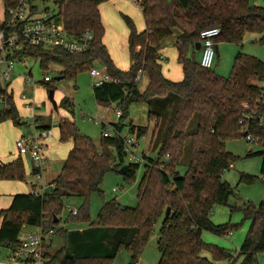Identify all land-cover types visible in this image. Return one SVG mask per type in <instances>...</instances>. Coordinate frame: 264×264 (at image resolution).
<instances>
[{
  "label": "trees",
  "instance_id": "trees-1",
  "mask_svg": "<svg viewBox=\"0 0 264 264\" xmlns=\"http://www.w3.org/2000/svg\"><path fill=\"white\" fill-rule=\"evenodd\" d=\"M3 1L5 19V9L13 3ZM105 1L108 0H57L55 3L59 19L69 34L91 32L92 39L86 51L70 53L59 47L45 49L23 44L15 56L34 58L43 69L56 63L62 68L60 76L66 79L75 78L97 62L105 66L120 82L93 86L92 92L99 103L117 102L121 116L113 123V128L118 134L102 137L97 146L90 137L78 132L73 120L61 119L59 140H72V146L59 174L50 181L53 187L48 193L12 196L8 209L0 211V246L14 249L25 226L43 227L53 229L63 240L62 247L52 253L45 252L46 264H112L122 249L130 253L127 264H137L138 254L152 236L156 223L161 221L157 264H237L239 258L242 260L238 264H253L256 255L264 253V196L256 205L229 206L233 192L222 179V172L236 159L225 149V141L242 137L238 125L242 104L259 100L264 95V85L250 83L252 78L264 80V62L255 56L238 53L229 77H222L200 66L195 44L200 41V32L212 27L220 31L214 39L215 44H241L246 33L263 31L264 6L251 5V0H138L145 28L138 32L134 22L123 15L129 30L127 46L131 65L127 71H122L114 65L102 43L104 27L98 6ZM3 26L4 20L0 22V30ZM173 29L179 31L174 43L183 73L179 81L164 77L158 62L161 41L170 37ZM140 69L147 76L142 92L136 85ZM47 89L55 88L49 85ZM172 95L177 97L174 114L164 129L158 128L161 116L173 102ZM0 97L4 99L0 122L9 119L14 125H24L8 84L0 83ZM156 98L165 100L157 99L155 107L149 106L148 111V120L155 123L150 145L155 154L148 155V163L143 166L127 165V173L122 174L124 181L131 183L135 171L139 167L143 169L137 185L136 205L123 206L115 199L104 201L95 220L91 221L89 196L94 192L101 195L100 186L106 173H120L119 169L126 165L120 132L127 128L129 134L140 139L148 131L147 126L128 121L129 106L134 102L149 104ZM59 106L69 113L73 111L67 97L61 99ZM193 116H197V124L188 132L187 126ZM38 121L35 118L36 128L49 127ZM187 141L190 162L180 176L177 166ZM250 154L261 156L260 172L264 181V145ZM24 173L21 159L0 165V180L19 181ZM254 178L242 173L239 180L252 182ZM68 197L84 199L77 212L70 211L66 219V222L84 224L81 230L60 226L63 199ZM215 205H228L230 212L241 211L244 219L250 220L235 255L202 239L204 231L227 236L239 226L230 222L213 223L210 213ZM167 208L169 213L165 215ZM202 251L209 252L211 260L202 256Z\"/></svg>",
  "mask_w": 264,
  "mask_h": 264
},
{
  "label": "rangeland",
  "instance_id": "rangeland-1",
  "mask_svg": "<svg viewBox=\"0 0 264 264\" xmlns=\"http://www.w3.org/2000/svg\"><path fill=\"white\" fill-rule=\"evenodd\" d=\"M39 7L44 9L48 7L50 12H56L57 8L52 0H44L38 3ZM251 5L264 6V0H251ZM99 11L102 17L103 26L105 28L104 39L109 48L110 57L120 69H128L131 64V59L127 47L128 27L123 18V15L129 17L135 24L137 30L144 28V20L139 6L130 0H108L101 3ZM4 20V1L0 0V22ZM171 35L164 39L166 42L171 41V45L166 47V54L161 61V67L164 70L166 66L180 65L177 61V51H175L174 41L175 38ZM262 38V39H261ZM219 49L215 50L212 67L210 68L215 73L222 77H229L233 66L234 58L238 53H245L257 57L264 62V29L260 33H246L243 37L241 44L235 43H218ZM201 50L196 51V59H199ZM94 66L102 69L100 63H95ZM122 67V68H121ZM3 66H0V70ZM61 66L56 63H50L47 69L39 66L38 60L27 57L23 63L17 62L13 65V75L10 81H5L0 77L2 85H9V90H12L14 102L16 104L20 120L24 125H14L11 120L0 122V160L2 162L9 161L17 158L23 162L24 177L22 180H0V211L8 209L10 204L11 194L26 192L31 190V184L28 182L34 175L31 172V162L28 155L19 156L16 154L15 139L21 134L31 130L33 133L41 132L45 128H35L34 113L38 114L40 125H50L52 129V136L47 138L44 142L47 145L45 156L47 157V164L50 169L44 170V180L54 179L60 172L63 162L71 149L70 141L59 140V127L58 122L60 115L64 118H69L74 121L78 132L86 135L99 146L102 140V132L104 130L100 121L115 122L117 121L113 113L114 106L109 104L107 109L106 104L99 103L93 96V78L89 70L80 72L73 79H56L60 76ZM162 71V70H161ZM165 72V70H164ZM165 74V73H164ZM49 78V82L43 83L44 77ZM27 77H30V83H26ZM147 83L146 75L138 81L137 87L140 90L145 89ZM250 83L262 87L264 80L252 78ZM51 85L55 89L54 101L56 108H54L48 99L47 87ZM25 93L26 97L32 101L28 108L23 106L21 94ZM63 97H67L72 102V112H67L59 106ZM157 99L162 101L165 98H156L155 101L151 100L149 104L142 102H134L129 106V119L134 120L137 124L146 125L148 127L147 133L138 140L136 147L139 153L144 152L149 156L155 154V150L150 146L152 142V133L155 127L153 120H148L149 106L155 107ZM173 100L171 106L161 116L159 126L165 128L168 119L174 114L175 103L177 97L172 95ZM29 101V100H28ZM175 102V103H174ZM4 104L0 102V109ZM52 119V122H50ZM197 124V116H193L190 120L187 131L192 132ZM225 149L236 157L231 166L222 172V179L226 181L232 188V194L229 197L228 205H243L245 203L258 204L264 196V181L260 172L261 156L251 155L250 153L256 152L260 149L259 145L249 143L243 137H236L225 141ZM190 162L189 142L184 145L183 156L177 166L179 175H183L187 170ZM143 169L139 167L135 171L134 180L131 183L125 182L122 174L109 171L104 176L100 189L102 194L97 192L92 193L88 200V210L91 221L95 220L98 211L100 210L104 201L115 199L118 203L127 207H134L136 205L137 185L142 176ZM242 173L254 176L252 182L240 181ZM40 183H38L39 185ZM115 189V190H113ZM84 203L81 197H68L63 199L64 209L60 215V226L66 229H81L84 224H74L66 222L69 216L68 207L71 209H79ZM228 205H215L210 213V219L215 224L232 223L239 224L231 234L227 236H216L212 233L204 231L202 239L206 243L216 245L221 248L228 249L232 254H236L239 247L246 235L247 229L250 225L249 219H244L241 211L230 212ZM161 226V221H158L154 226L152 236L146 242L137 257V264H157L159 261L160 253L157 248L158 233ZM23 232H37L38 228L33 226H25ZM53 242L46 248V251L52 253L63 246V240L60 234H54ZM6 250H3V254ZM202 256L211 260L210 253L202 251ZM130 260L129 251L120 250L112 264H127ZM242 258H239L240 263ZM237 263V264H238ZM222 264H226L225 262ZM253 264H264V253L257 254Z\"/></svg>",
  "mask_w": 264,
  "mask_h": 264
},
{
  "label": "built area",
  "instance_id": "built-area-1",
  "mask_svg": "<svg viewBox=\"0 0 264 264\" xmlns=\"http://www.w3.org/2000/svg\"><path fill=\"white\" fill-rule=\"evenodd\" d=\"M8 0L10 4L5 9L4 26L0 30V76L5 81H10L13 75V65L17 62L23 63L26 56L17 57L15 52L20 50L23 44L30 46H41L45 49L59 47L70 53H82L89 48L92 34L85 31L79 35L69 34L56 12H50L47 8H40L38 3L44 0ZM57 0H52L56 6ZM134 1L136 4L138 0ZM219 28L212 27L203 29L200 32L201 54L199 64L204 68H211L215 56L214 39L219 35ZM144 72L138 70L136 80ZM93 78V86H101L104 83H119L117 77L111 76L105 66L98 69L95 66L89 69ZM27 77L26 82H31ZM49 82L47 76L43 83ZM25 97V94H22ZM0 102L4 99L0 97ZM114 106L113 112L118 120L121 116V110L117 102L109 103ZM117 122V121H116ZM104 130L102 137H112L118 134L113 124L100 121ZM239 133L249 143L259 145L260 149L264 145V95L254 102H245L242 104V111L238 116ZM36 128V124H35ZM123 141V153L125 164H143L148 163L147 154L139 153L136 149L138 140L133 134H129L127 128L120 132ZM52 136V129L45 128L41 132L31 134L24 133L15 141L17 155L20 157L28 155L31 162V172L34 175L30 181L31 190L28 193L42 194L46 188L51 190L53 187L50 182L44 180V170L51 167L47 164L45 156L47 138ZM21 159V158H20ZM38 183H40L38 185ZM115 190V189H113ZM69 212L73 214L77 209L68 207ZM45 221V220H44ZM53 229H43L38 227L37 232H23L18 235L19 244L16 248L0 246V264H46L44 254L46 252L45 244L53 236ZM6 253L3 254V250Z\"/></svg>",
  "mask_w": 264,
  "mask_h": 264
},
{
  "label": "crops",
  "instance_id": "crops-1",
  "mask_svg": "<svg viewBox=\"0 0 264 264\" xmlns=\"http://www.w3.org/2000/svg\"><path fill=\"white\" fill-rule=\"evenodd\" d=\"M99 9V8H98ZM99 13H100V11H99ZM100 17H101V14H100ZM101 22H102V25H103V21H102V17H101ZM104 27V26H103ZM144 28H145V25H144ZM144 28L142 29V30H137L138 32H141V31H143L144 30ZM104 32H105V28H104ZM172 32L174 33V38H175V40H176V38H177V36L179 35V31L178 30H176V29H173L172 30ZM173 33H172V35H173ZM166 39V38H165ZM102 43L105 45V47H106V49H107V51H108V54H109V48H107V44L105 43V39H104V36H103V38H102ZM174 43H175V41H174ZM171 45V41H168V42H166L165 40H162L161 41V46H160V50H159V59H158V62L160 63V65H161V61L164 59V57H165V54H166V47H168V46H170ZM128 47V46H127ZM218 49H219V46H218V43L217 44H215V46H214V50H216V51H218ZM175 51H176V49H175ZM176 55H177V53H176ZM109 56H110V54H109ZM200 57V56H199ZM27 58V57H26ZM111 58V60H112V57H110ZM112 62L114 63V61L112 60ZM114 65L116 66V64L114 63ZM131 65V64H130ZM117 67V66H116ZM130 67V66H129ZM118 69H120L119 68V66L117 67ZM122 68V67H121ZM129 69V68H128ZM128 69H125V70H123V69H120V70H122V71H127ZM161 70H162V74L164 75V77H166L167 79H169V80H172V81H179V80H181L182 79V77H183V73H182V68H181V65H177V67L176 66H173V65H168V66H166L165 67V72H164V70L162 69V67H161ZM165 73V74H164ZM145 74V72H142L141 74H140V77H139V79H138V81L140 80V79H142V76ZM146 75V74H145ZM146 78H147V76H146ZM138 81H137V84H138ZM26 83H30V82H26ZM136 84V85H137ZM146 85H147V83H146ZM138 88V87H137ZM145 88H146V86H145ZM11 90V89H10ZM139 90V89H138ZM144 90V89H143ZM143 90H140V92H142ZM12 91V90H11ZM22 94H25L24 92L22 93ZM22 94H21V97H22ZM22 100H23V106H25L26 108H28V105L30 106L31 105V103H32V101H30V99H28L27 97H26V95H25V97L23 98H21ZM29 100V101H28ZM98 102V101H97ZM108 105H109V103H107L106 105H105V107L107 108V109H110V107H108ZM114 113V112H113ZM34 115V117L35 118H38V117H36V115L38 116V114H36V112L33 114ZM115 115V114H114ZM130 115V114H129ZM64 118V116H62V115H60V118H59V121L61 120V119H63ZM116 118V117H115ZM35 120V119H34ZM117 120V119H116ZM131 121V123L132 124H134V125H140V126H146V125H141V124H137V122H135L134 120H130ZM38 122H40L41 123V121H40V119H39V121ZM50 122H52V119H50ZM116 122V121H115ZM115 122H108L109 124H113V123H115ZM59 123V122H58ZM49 127H50V125H48ZM48 127V128H49ZM29 131H31V130H29ZM28 132V131H27ZM26 132V133H27ZM22 134H24V133H21L20 135H22ZM19 135V136H20ZM18 136V137H19ZM17 137V138H18ZM17 138L15 139V141L17 140ZM70 141V143H71V146H72V140H69ZM151 145V144H150ZM46 147H47V145H46ZM46 150H47V148H46ZM46 152V151H45ZM16 154H17V151H16ZM15 159H17V158H14V159H11V160H9V161H6V162H2L1 160H0V165L2 164V163H8V162H11V161H14ZM53 179H51V180H49V182L50 181H52ZM19 193H26V192H19ZM15 194H17V193H13V194H11V198H10V203H11V199H12V196L13 195H15ZM10 205V204H9ZM82 229V228H81ZM81 229H79V230H81ZM53 242V237H51L47 242H46V244H48V245H50L51 243ZM46 248H48V247H46Z\"/></svg>",
  "mask_w": 264,
  "mask_h": 264
},
{
  "label": "water",
  "instance_id": "water-1",
  "mask_svg": "<svg viewBox=\"0 0 264 264\" xmlns=\"http://www.w3.org/2000/svg\"><path fill=\"white\" fill-rule=\"evenodd\" d=\"M200 48H201V43H200V41H198V42L195 44V50H196V51H199ZM61 78H62V76L56 77V79H61ZM53 97H54V91H53V90H49V91H48V99H49V101L51 102L52 106H53L54 108H56V102L54 101V98H53ZM27 133H28V134H31V131L28 130ZM127 170H128V166H127V165H123V166L119 169V172H120L121 174H126V173H127ZM48 192H49V189L46 188V189H45V193H48ZM168 213H169V208L166 209L165 215H168Z\"/></svg>",
  "mask_w": 264,
  "mask_h": 264
}]
</instances>
